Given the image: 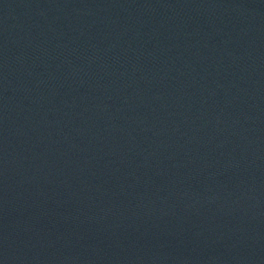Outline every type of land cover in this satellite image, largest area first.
Returning <instances> with one entry per match:
<instances>
[{
	"label": "water",
	"instance_id": "1",
	"mask_svg": "<svg viewBox=\"0 0 264 264\" xmlns=\"http://www.w3.org/2000/svg\"><path fill=\"white\" fill-rule=\"evenodd\" d=\"M264 93V0H81Z\"/></svg>",
	"mask_w": 264,
	"mask_h": 264
}]
</instances>
